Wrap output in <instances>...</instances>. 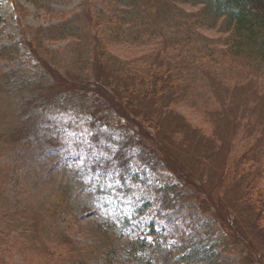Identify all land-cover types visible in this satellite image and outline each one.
I'll list each match as a JSON object with an SVG mask.
<instances>
[{
	"label": "rangeland",
	"instance_id": "1",
	"mask_svg": "<svg viewBox=\"0 0 264 264\" xmlns=\"http://www.w3.org/2000/svg\"><path fill=\"white\" fill-rule=\"evenodd\" d=\"M205 9L0 0V264H106L153 228L181 264H264V62Z\"/></svg>",
	"mask_w": 264,
	"mask_h": 264
},
{
	"label": "trees",
	"instance_id": "2",
	"mask_svg": "<svg viewBox=\"0 0 264 264\" xmlns=\"http://www.w3.org/2000/svg\"><path fill=\"white\" fill-rule=\"evenodd\" d=\"M193 1L204 3L207 11H212L216 17L225 18V24L231 28V36L234 38L231 47L227 49L230 56L242 59L249 57L260 63L264 62V0ZM168 79L170 77H165L163 72L153 73L150 74V77L141 78V82L137 86L131 85L126 92L132 95L135 93L147 99L156 98L160 94L159 89L164 87L161 85ZM119 102L121 103L116 99V103ZM247 196L251 202L255 200V203L262 204L261 207H258L261 211L257 212V221L264 219L262 199L256 197V200L254 195L251 199L250 191ZM255 203L254 205H256ZM254 207L256 208V206ZM146 208L147 206L137 208L131 217L128 216L122 222V226L131 222L133 216V218H139ZM154 230L153 228L143 237H137L128 245L127 249L117 247L116 253L109 252L106 264H181L178 258L179 251L163 247V242L160 241L163 234ZM121 232H123V228Z\"/></svg>",
	"mask_w": 264,
	"mask_h": 264
}]
</instances>
